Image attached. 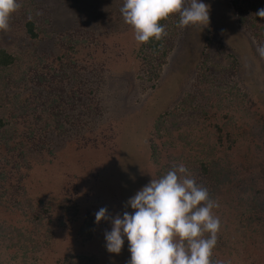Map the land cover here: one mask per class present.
<instances>
[{
    "label": "rangeland",
    "instance_id": "rangeland-1",
    "mask_svg": "<svg viewBox=\"0 0 264 264\" xmlns=\"http://www.w3.org/2000/svg\"><path fill=\"white\" fill-rule=\"evenodd\" d=\"M31 2L36 4L33 14H24L23 19L34 20L45 32L41 33L42 39L38 44L31 46L24 36H15L18 13L11 15L7 31L0 30L4 43H15L18 56L24 60L27 56H32L31 65L34 59L49 64L42 55L48 56L50 51L54 55L63 56L64 45L61 48L58 43L63 37L71 41L69 44H78L67 59H64L67 66L62 72L67 77L60 83L63 93L54 91V97L51 98L53 108L46 109L42 106L45 109L37 110L33 115L40 119L41 124L43 121H59L51 124V127L57 125V128L54 130V127L50 135L57 143H54L57 159L52 167L38 164L30 172L31 179H40L50 186L43 190L41 198L36 196L37 191L29 194L33 200L42 199L50 204L47 208L51 218L38 225L43 235L52 232L51 238H46L50 245L38 253L30 247L29 251L35 254V258L30 256L26 263H22L20 254L16 260L4 264H56L59 259L72 261L79 257L99 260L107 252L104 233L111 230V223L106 220L97 225L95 213L102 207L107 208L110 216L120 213V182L124 183V171H118L120 181L115 178L114 169L122 156V148L129 140L127 133V137L119 133L124 127L123 123L127 121V112L140 108L142 100L147 96H150L147 104L154 103L158 109L162 108L168 113L165 114L166 121L170 118L169 113L175 112L188 95L192 97L189 103L202 107L205 103L195 95L197 88L194 83L204 79L210 83L213 97L216 89L232 101L233 96L238 98L234 105L241 110L247 109L249 117L257 122L259 114L264 118L263 108L257 105L260 102L264 106V58L257 52L259 44L253 37V30L249 24L239 22L231 0H202L210 9L218 12L215 14L209 10L208 25L188 26L184 29L171 27L174 35L170 42L165 43L169 52L159 67L158 78L150 77L139 67L140 44L136 42L130 26L123 22L120 13L122 0ZM168 24H172L171 21ZM225 55L229 59H222ZM232 60L235 61L234 66ZM231 64L233 67H230ZM130 65L132 73L136 75L133 89L128 91L125 78L128 74L125 75L124 72ZM53 69L50 65H46L44 69L38 67L35 74L39 76L42 73V77L46 78L39 83L37 79L29 82L28 77L33 73L26 74L27 69H13L10 81H17L18 84L16 76L24 77L25 82L22 81L19 86V92L24 98H29L33 90L47 98V84L53 87L61 81V76L54 78L53 75L59 73L56 70L53 72ZM204 86L207 87V84ZM149 107L154 106L149 105L146 109ZM157 114L154 113V116ZM154 116H150L143 125L135 126L143 133L142 136L153 132ZM199 117L200 112L195 110L181 118L184 130L194 119L198 120L195 126L197 131L206 127L209 122L214 125V119L202 123ZM215 123L219 124V121ZM243 127L246 126L243 124ZM247 131H250L248 127L244 132ZM196 134L202 136L199 138L200 142H205L208 138L204 136L205 130L195 133L193 137L197 138ZM143 142L148 148L147 137ZM246 144L247 141L244 140L240 146L236 145L232 149L230 160H235L231 162L244 166L245 162L248 164L253 161ZM181 146L185 148L186 145L182 143ZM249 146L250 152L251 149L255 150V145L249 143ZM160 165H151V179L152 176L156 178L155 172L161 168ZM236 185L232 184V190L218 198L219 207L214 215L219 217L221 228L211 259L213 262L220 261L221 264H264V211L259 207L252 208L246 198L249 193L240 192ZM70 204L75 205L80 218L89 219L90 228L82 234L70 233L67 228L57 229L55 220L58 214H66L69 218L66 207ZM49 220L52 222L47 223Z\"/></svg>",
    "mask_w": 264,
    "mask_h": 264
},
{
    "label": "trees",
    "instance_id": "trees-1",
    "mask_svg": "<svg viewBox=\"0 0 264 264\" xmlns=\"http://www.w3.org/2000/svg\"><path fill=\"white\" fill-rule=\"evenodd\" d=\"M231 2L239 17V22L249 24L259 47L264 46V19L255 15L259 9L264 8V0H231ZM18 3L20 7L14 12V14L18 13L15 21L18 24L15 29V36L20 34V37L24 36L29 41V45L35 46L42 39L40 35L43 30L36 25L34 20H24L23 17L24 14L32 15L33 7L36 4L31 0H18ZM169 21L172 24L169 25ZM178 21V14L161 21V24L166 26L167 35L160 41L153 39L147 44H140L139 51L141 55L138 56L141 65L139 67L142 72H147L150 77L158 78L159 67L163 62V58L169 52V48L166 47L165 43L170 42V38L173 37L174 30L171 27L177 26ZM70 42L64 37L58 42L61 48L64 45L63 56L54 55L49 51L48 56L42 55L46 61L50 62L49 64L34 59V63L31 65L32 56H27L25 60L22 59L15 51V43L12 42L7 45L0 35V86L4 85L0 88V264L16 260L20 254L22 263H26L30 256L35 258V254L33 255L29 251L30 247L38 253L41 249L50 245L47 243L46 238L50 239L52 232L43 235L38 229V225L43 220L51 218L49 215L51 213L47 208L50 207V204L45 203L42 199L33 200L32 197H29L32 191H37L36 196L41 198L40 194L50 186L44 181H40V179L39 181L31 179L30 172L38 164L52 167L53 162L57 159L54 148V143L55 145L57 143L50 138V135L52 129L57 128V125L51 127L53 126L51 124L59 123V121L52 120L51 123L43 121L41 124L40 119L33 117V115L37 110L53 108L51 98L54 97V91L57 90L60 94L63 93L60 83L67 77L62 72L67 66L64 59H67L69 53L78 44L73 41L72 44H69ZM227 58L229 59V56L225 55L222 59L227 60ZM232 63L234 66L235 61L232 60ZM46 65L54 67L53 72L58 71L60 75L55 74L53 76L55 79L61 76V81L53 87L47 84L49 88L46 92L47 98L41 96L39 91L34 90L29 98L22 97L19 86L24 81V77L16 76V80L19 79L18 84H16L17 81H10L13 69H27L28 73L26 74L33 73L32 76L28 77L29 82L32 79H37L39 83L41 79L46 80V78L42 77V73L39 76L35 73L38 67L41 66V69H44ZM233 66L231 64L230 67ZM225 70L229 71L228 68ZM124 73L125 75L128 74L125 76L126 88L131 91L136 73H132L131 65L127 67ZM194 84L197 88L195 95L203 99L205 103L202 107L189 103L192 97L190 98V95H188V98L181 102V106L175 112L171 111L169 113L170 118L166 121L165 114L168 115V113L162 108L158 109L154 103L147 104L150 97L147 96L142 100L140 108L127 112V121L123 123L124 127L122 130L120 129L119 133H123L124 137H127L125 136L127 133L129 140L122 148V156L120 155L121 157L114 169L115 178L117 177L119 180L118 171L120 173L124 171V183L122 184L120 180L122 205H120L119 214L122 215L125 210L130 213L133 211L130 207L125 208L126 202L149 183V178L151 180V165L161 164V168L155 172L156 178H159L172 167L173 163L177 165L183 163L195 177L197 183L208 189L213 200L219 202L218 198L229 193L232 190L231 185L235 183L240 192L249 193L246 198L252 208L259 207L264 211L263 116L259 114L258 121L255 122L249 117L250 112L247 109L241 110L234 105V103H237L236 99L238 98L233 96L232 101L231 98L222 95L216 89H214L213 97V91L209 88L210 83L204 79ZM204 84H207V87ZM11 87H14V89ZM5 89L8 90L5 92ZM10 98L12 100H9ZM57 99L61 100L59 97ZM149 105L154 107L146 109ZM257 105H259L258 107L261 106L264 112L262 103L260 105L259 102ZM195 110L200 112L199 120L202 123L214 119V125L209 122L206 127L197 131L195 126L198 120L194 119L187 124L184 130L183 126L185 125L181 122V118L192 112L194 113ZM211 112H213L212 116L209 117ZM154 113L158 114L154 116ZM124 114L126 113L124 112ZM150 116L156 117L152 128L153 132L142 136L143 133L139 132L135 126L143 125ZM215 121H219V124H216ZM243 124L246 127H243ZM247 127L250 131L244 132ZM202 130H205L204 136L208 137L205 142H200L201 135L196 134L197 138L193 137L195 133H201ZM146 137L148 148L143 142ZM244 140L247 141L246 148H248V154L251 155L252 158H250L253 161L248 164L245 162L244 166H239L238 163L231 162L235 159L230 160V156L232 149L236 145L240 146ZM182 143L186 145L185 148L181 146ZM249 143L255 145V150L251 149L250 152ZM134 176L135 178H132ZM59 190L62 191L61 186H59ZM57 193L61 195L60 192ZM66 208L69 218L66 214H58L55 220L58 224L57 229L67 228L70 233L79 235L90 228L89 219L87 217L83 218L84 220L80 218L74 204H70ZM215 212L216 209H214V214ZM259 218L257 217V219ZM51 222L50 220L47 221V223ZM38 235H40V239ZM124 240V246L119 255L110 254L107 251L99 260L91 257H79L74 258L72 261L59 259L56 264H127L131 254L128 250L129 242L127 238L125 237ZM32 264H35V262H32Z\"/></svg>",
    "mask_w": 264,
    "mask_h": 264
},
{
    "label": "clouds",
    "instance_id": "clouds-1",
    "mask_svg": "<svg viewBox=\"0 0 264 264\" xmlns=\"http://www.w3.org/2000/svg\"><path fill=\"white\" fill-rule=\"evenodd\" d=\"M19 7L18 0H0V30H8ZM120 13L138 44L162 40L167 32L161 21L175 14L180 29L208 25L210 20L209 5L202 0H122ZM255 15L264 19V8ZM257 52L264 58V46ZM128 207L131 213L125 210L114 217L105 207L95 213L97 225L111 223V230L104 233L110 254L121 253L126 237L131 254L127 264H221L211 259L221 228L213 212L219 203L183 163H173L159 178L152 176L128 199Z\"/></svg>",
    "mask_w": 264,
    "mask_h": 264
},
{
    "label": "flooded vegetation",
    "instance_id": "flooded-vegetation-1",
    "mask_svg": "<svg viewBox=\"0 0 264 264\" xmlns=\"http://www.w3.org/2000/svg\"><path fill=\"white\" fill-rule=\"evenodd\" d=\"M209 10H210V11H212V12H214V10H213V9H210V8H209ZM214 13H215V14H217V13H218V12L216 11V9H215V12H214ZM219 14H220V13H219ZM220 17H221V15H220ZM166 92H168V91H166ZM162 100H163V99H162Z\"/></svg>",
    "mask_w": 264,
    "mask_h": 264
}]
</instances>
